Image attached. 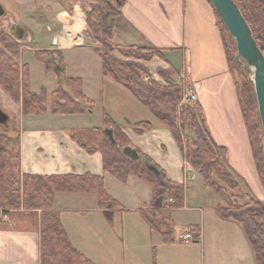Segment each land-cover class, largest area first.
<instances>
[{
  "label": "crops",
  "instance_id": "1",
  "mask_svg": "<svg viewBox=\"0 0 264 264\" xmlns=\"http://www.w3.org/2000/svg\"><path fill=\"white\" fill-rule=\"evenodd\" d=\"M54 3L50 19L54 23L53 36L45 49L58 47L62 54L87 51L88 56H82L79 67L72 69L73 73H68L67 62L73 64L78 56H64L68 77L79 78L84 95L92 101L87 112L101 116L105 128L108 126L104 120L106 114L141 156L148 157L170 181L183 183L188 193L191 190L198 197L196 207H190L186 193L183 206L167 212L175 223V211H199L200 223L188 225L195 228L201 241L205 216L206 221L209 217V213L205 214L208 199L205 197L209 194L204 189L210 188L204 186L201 177V182L195 184L200 175L185 161L169 128L128 88L103 73L101 58L94 52L93 42L84 35L86 15L75 17V10L70 14L58 1ZM27 32L31 36L30 31ZM79 40H83L82 44ZM113 41L121 46L160 50L163 57L146 63L151 74L153 63L157 67H168L175 76L178 72L188 74L212 140L227 150L228 169L242 188L263 199L264 178L256 166L235 76L228 66L211 3L208 0H124L115 19ZM17 101L15 105L20 109L21 96ZM49 113L35 118L20 113V170L38 175L90 173L100 176L106 192L119 204V208L108 209V219L106 209L98 206L97 195L93 192L55 193L52 207L60 211L61 223L71 245L94 264H159L158 248L166 250L171 245L164 244L160 234L151 231L139 215L140 209L151 201L152 185L132 173L122 181L104 171L102 154L99 151L88 153L81 148L72 139L71 130L76 128L63 125V117L70 115L47 116ZM143 122L149 123L151 128L137 132L134 125ZM98 136L101 140L102 132L94 134L93 145H97L94 140L98 142ZM1 215L6 214L0 212V219ZM4 218L0 220V264H41L39 222L19 216L14 218V215ZM222 220L234 227L228 229V235L234 233L242 238L238 223ZM246 244L249 250H243L244 259L255 264L247 238Z\"/></svg>",
  "mask_w": 264,
  "mask_h": 264
},
{
  "label": "trees",
  "instance_id": "2",
  "mask_svg": "<svg viewBox=\"0 0 264 264\" xmlns=\"http://www.w3.org/2000/svg\"><path fill=\"white\" fill-rule=\"evenodd\" d=\"M68 1L72 6L64 4V9L72 13L74 0ZM90 1L93 7L86 17L87 28L84 35L95 45L94 52L101 58L103 73L128 88L161 123L169 128L183 152L185 161L203 177L204 186L212 188L225 202H229L232 196H236L234 189L237 188V181L227 167V150L212 140L198 101L181 103L182 88L173 83L171 69L168 73L163 70L158 71L163 83L152 78L144 80V76H150V72L141 60L148 61L150 56H144L142 49L136 46L113 44L115 19L121 11L124 0ZM235 2L249 23L258 46L264 52V42L261 39L264 35V0H235ZM216 17L228 66L235 76L237 95L256 166L264 178V131L258 113L254 86L249 74L236 61L237 50L234 39L217 13ZM7 36L4 32H0V83L3 82L4 86L9 84L14 86L15 81L9 83L7 79L12 74L15 77L18 74L22 81V92L18 94V98L21 96L22 112L45 114V93L43 90L41 94L31 91L27 65H21L19 73V66L13 63V58L18 56V47L12 44ZM116 50L124 58L117 57L114 54ZM153 50L161 54L160 50L156 48ZM46 51L35 52L34 58L44 65L45 72L53 73L56 77V89L53 93H56L58 99L51 102V113L61 115L83 113V104L89 107L92 101L84 95L81 80L66 76L65 60L59 50H53L57 55L54 59ZM3 75H6L7 79ZM63 80L65 88L68 89L60 88L62 84L60 81ZM71 90L75 95L74 98ZM104 120L107 127L112 129L115 142H111L104 133L105 128L102 130L98 127L72 132V139L88 153L99 151L102 154L104 171L122 181L132 173L152 185L151 201L139 212L149 229L160 234L164 244L176 243L175 223L163 207L169 199L172 200L170 205L173 208L182 207L187 192L186 186L183 183L170 181L165 172L146 156H141L138 160H131L125 156L122 148L130 145L127 136L106 114ZM14 125H17L15 121ZM9 126L10 121L7 125L0 124V212L12 217V211L17 212V215L19 211H32L24 213L31 221L39 222L41 264H94L71 245L61 223L60 211L52 207L55 193L93 192L97 195L98 206L106 209L104 211L108 219H110L108 209L119 208V204L106 192L100 176L90 173L38 175L22 172L20 133L18 127L12 126L10 130ZM134 128L137 132H142L151 128V125L143 122L135 124ZM188 130H192L195 137L185 140ZM78 132L82 134L81 138H78ZM100 132L102 139L97 145H93L92 137ZM152 165L157 169V174L149 169ZM214 178L226 182L230 190H224ZM239 197H245L246 201L242 204L234 202L227 206L218 204L216 211L222 218L230 219L243 228L253 251L255 264H264V203L249 192Z\"/></svg>",
  "mask_w": 264,
  "mask_h": 264
},
{
  "label": "rangeland",
  "instance_id": "3",
  "mask_svg": "<svg viewBox=\"0 0 264 264\" xmlns=\"http://www.w3.org/2000/svg\"><path fill=\"white\" fill-rule=\"evenodd\" d=\"M55 1H58L63 7V9H64V4H66V6L68 5L72 6L68 0H62V1L60 0H0V3L5 10V15L3 17H0V32H4L5 34H7L8 40L11 41V43L14 44L16 47H18V51H17L18 56L16 58H13L14 60L13 63H15L17 67L19 66L18 67L19 73L21 67L20 62L22 61L23 63H28L27 65L29 66V70H30L29 75H31V79H30L31 91L34 93H40L42 92L41 90L44 91L46 97L45 111L48 113L50 112L49 114H47V116H54L53 113H51V102L58 99L55 96L56 93H53L54 90L56 89V77L53 73L45 72L44 65L35 60L34 53L37 51L50 50L46 52L53 59L55 58L54 56H57L56 54L53 53V50L55 51L59 50L62 53L61 49H59L58 47L45 49V47H48V44L49 42H51V38L53 36L54 23H52L50 19L52 18L51 8H53V6L55 5L54 3ZM92 7H93V3L90 0H74V5H73V10H75L74 16L79 17L82 14V16L85 17L86 15L87 17V14L90 12ZM39 15H42L41 18H39ZM11 23H17L25 26L27 30L30 31L31 33V36H28L29 39L27 40L22 39L23 40L22 42L16 41L14 37L9 35L8 25H10ZM85 23H86V18H85ZM48 25L50 30L47 29ZM261 39L264 42V35L261 37ZM33 40H35L36 43H33ZM79 42H81L80 44H82L83 40H79ZM113 44L116 46L115 43ZM94 46L95 45H93V47ZM141 49H142L141 52L142 54H144V56H150V59L148 61L141 60V62H143L144 64H146L149 61L155 60L157 57L160 58V55H162V53L161 54L158 53L157 50H153L154 48L148 47ZM156 51L158 54L156 53ZM90 52L91 50L89 51V53ZM87 54L88 53L86 50L66 51L63 54V57L78 56V60H73V64L71 62H67L68 73H73L72 69L78 68L80 65L78 64V62L82 60L83 58L82 56H88ZM114 54L119 58H124L118 50H116ZM150 68L153 70V73L156 72L155 75H153V73L152 74L150 73L151 78L155 79L159 83H163V80L158 74V71L163 70L165 73H168L169 68L157 67L156 63L150 65ZM67 71H66V76L68 77ZM3 76L4 78H6V75ZM249 76L250 78H252V75L249 74ZM173 77L176 76L173 75L172 78ZM236 78L238 79V76H236ZM11 81H15L13 82L14 86H12V84L4 86L2 85L3 82L0 83V108L9 116L10 130L12 126H16L18 127V131L20 133V129H21L20 119H19L20 113L26 115L27 118H35L39 115H36V113H29V114L23 113L22 109L21 108L19 109L17 105H15L18 104L17 103L18 102L17 100L19 99L18 94H21L22 92V81L20 80L18 74L16 75V77L14 74H12L10 78L7 79V82L10 83ZM60 82H62V84H60L61 89L63 90L68 89L65 88L66 85L64 80ZM72 91L73 90H71V92ZM72 95H74L73 92ZM74 97L75 95L73 96V98ZM83 106H84V112L81 114H66L70 116L63 117L64 118L63 125L72 126L73 128H76L71 130V132H75L77 130L80 131L84 127H87L89 125L99 127L103 130L105 126L102 117L97 115L96 113H95L96 115H90V113L87 112L88 107L84 104ZM93 110L95 112L94 108ZM57 115H61V114H57ZM14 121L17 125H14ZM187 132L188 135L187 137L185 136V140H189V138L192 139L195 137V133L192 130H188ZM77 135L78 138L82 137V134L80 132H78ZM98 138H99L98 140L99 142L100 137L98 136ZM98 142L94 140V143L98 144ZM200 177L203 180V177L201 175L200 176L197 175L198 180L196 179V181H194L195 184H197V182H201ZM189 178L192 179V177L190 176ZM189 178L187 179V181L189 180ZM214 181L217 182L220 186H222L224 190H228V191L230 190L227 187L226 182H221L217 178H214ZM194 188H197V185H195ZM204 191L206 192V194H209V196L205 197L208 198L206 200L207 209L205 211V214L207 215L209 213L208 214L209 217L207 218L206 221V216H205L204 234L202 240L200 241L198 236L196 241L190 240L188 242H184L180 239V234L183 233L185 230L194 232L195 228L189 227L188 223H192V222L200 223L201 221L200 212L197 210L175 211L174 233H175V240L177 241V243H175L174 245L167 244L171 246H168L167 247L168 249L166 250L161 249L160 247L158 248V250L160 249L158 263L159 264H253L251 260L244 259L243 250L245 248L249 250V246H247L246 244V238L244 237L243 234L244 230L242 231L243 228L241 227L242 228L241 229L239 227V230L242 234V238L234 233L228 235L227 233L228 229L229 228L234 229V227H232L231 223L223 221L222 219L224 218H222L216 211V205L218 204L227 206L228 204H233L234 202L235 203L238 202L240 204L244 203L246 201L245 197L241 198L239 196L244 195L245 192H247L246 189L242 188L237 182V188L234 189L236 196H232L229 199L230 200L229 202H225L220 195H218L213 191L212 188L206 190L204 189ZM204 191L201 190V195H204ZM186 193H188V190ZM188 196L190 199V201L188 202L189 206L196 207L198 197L196 198L191 190L189 191ZM210 198H213V200L210 201ZM256 199L260 200L259 198ZM260 201L264 203V198L261 199ZM171 203H172L171 199L165 202V205L163 207L165 212L167 211L171 212L173 209H175L170 205ZM177 208H181V207H177ZM24 212L31 213L32 211L31 210L19 211L18 215H15L17 212L12 211L14 218H18V216L29 218V216H27ZM169 212H167V214H169ZM139 215L142 218V215L141 214ZM4 216H2L1 219H5ZM140 217L138 216L139 220H141ZM115 222L117 223V221ZM154 236H158V235L155 234ZM153 256H154V252H153ZM147 260L150 261L151 259L149 258Z\"/></svg>",
  "mask_w": 264,
  "mask_h": 264
},
{
  "label": "water",
  "instance_id": "4",
  "mask_svg": "<svg viewBox=\"0 0 264 264\" xmlns=\"http://www.w3.org/2000/svg\"><path fill=\"white\" fill-rule=\"evenodd\" d=\"M225 25L227 31L234 39L236 44V61L243 67L246 72L252 75V83L254 86L258 113L261 125L264 131V52L260 49L256 39L252 34L251 27L246 18L242 14L235 0H209ZM5 15V10L0 3V17ZM18 33L22 36H29L27 30L17 23L8 25V34L14 37L16 41H23L19 38ZM28 39V38H27ZM9 116L0 108V124L7 125ZM104 133L108 136L111 142H115L111 128H105ZM122 153L131 160L141 158L138 150L130 145L122 148ZM263 163H264V142H263ZM155 174L157 169L152 165L149 166Z\"/></svg>",
  "mask_w": 264,
  "mask_h": 264
},
{
  "label": "built area",
  "instance_id": "5",
  "mask_svg": "<svg viewBox=\"0 0 264 264\" xmlns=\"http://www.w3.org/2000/svg\"><path fill=\"white\" fill-rule=\"evenodd\" d=\"M151 79L150 76H144V80ZM173 83L179 85L182 88V100L181 103L193 102L197 100V94L194 90L193 85L190 82L189 76L186 72H178L176 77L173 79ZM6 217V216H4ZM198 234L194 231H184L180 234V239L184 242H188L190 240L196 241Z\"/></svg>",
  "mask_w": 264,
  "mask_h": 264
},
{
  "label": "flooded vegetation",
  "instance_id": "6",
  "mask_svg": "<svg viewBox=\"0 0 264 264\" xmlns=\"http://www.w3.org/2000/svg\"><path fill=\"white\" fill-rule=\"evenodd\" d=\"M47 29L49 30V27L47 26ZM18 36H19V38H21V39H26L27 40V38L29 39V37H26V36H22L20 33H18ZM26 37V38H25Z\"/></svg>",
  "mask_w": 264,
  "mask_h": 264
}]
</instances>
